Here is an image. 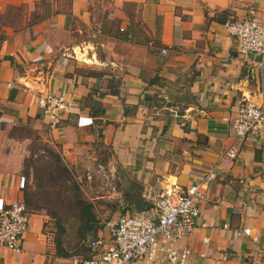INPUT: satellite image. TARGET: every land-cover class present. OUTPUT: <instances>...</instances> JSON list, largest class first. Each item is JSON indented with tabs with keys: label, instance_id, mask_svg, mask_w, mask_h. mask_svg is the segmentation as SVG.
I'll return each mask as SVG.
<instances>
[{
	"label": "crops",
	"instance_id": "crops-1",
	"mask_svg": "<svg viewBox=\"0 0 264 264\" xmlns=\"http://www.w3.org/2000/svg\"><path fill=\"white\" fill-rule=\"evenodd\" d=\"M251 7L264 22V0H144L141 19L114 25L72 0L69 11L1 32L0 121L46 120L37 97L64 93L72 112L56 131L69 143L99 129L143 198L136 213L177 200L217 163L197 225L177 243L191 249L188 264H264V142L223 156L235 143L230 121L240 102H264L258 70L225 27ZM19 182L0 168V207L24 200ZM244 228L251 235L237 234ZM24 248L0 246V264H65L41 214H32Z\"/></svg>",
	"mask_w": 264,
	"mask_h": 264
},
{
	"label": "rangeland",
	"instance_id": "rangeland-1",
	"mask_svg": "<svg viewBox=\"0 0 264 264\" xmlns=\"http://www.w3.org/2000/svg\"><path fill=\"white\" fill-rule=\"evenodd\" d=\"M84 1L91 12L96 9L101 18L114 25L128 17L142 18L144 0ZM71 3L72 0H0V34L69 11ZM76 135L66 143L44 119L0 123V168L20 178L26 176L24 201L29 211L43 216V229L51 237L55 254L60 241L67 257L86 254L88 240L107 233L127 210L128 214H140L136 211L141 207L138 201L143 199L141 194L135 195L134 202L125 198L128 175L119 170L115 150L104 142L99 129L87 128V132ZM81 200L91 204L96 234L85 230Z\"/></svg>",
	"mask_w": 264,
	"mask_h": 264
},
{
	"label": "built area",
	"instance_id": "built-area-1",
	"mask_svg": "<svg viewBox=\"0 0 264 264\" xmlns=\"http://www.w3.org/2000/svg\"><path fill=\"white\" fill-rule=\"evenodd\" d=\"M225 27L228 34L238 41V52L243 60L253 63L258 70L263 89L264 22L255 8L251 7L246 17L229 20ZM162 52L167 53V49L163 48ZM37 103L52 128H58L63 122L64 113L72 112L73 107L64 93L50 91L42 92L37 97ZM230 129L235 143L225 150L224 157H236L244 144L264 142V102L250 97L243 99L230 121ZM217 167L215 163L201 181L187 186L177 200L162 198L155 201V213L143 210L136 215H121L111 225L108 235L88 240V252L65 258V264H133L137 261L188 264L192 251L189 247H180L177 242L195 229L200 216L199 200L204 197L203 188L216 177ZM19 184L21 188L25 187V176H21ZM31 217L32 213L24 200L2 205L0 246L22 253ZM237 234L251 235V229L244 228Z\"/></svg>",
	"mask_w": 264,
	"mask_h": 264
},
{
	"label": "trees",
	"instance_id": "trees-1",
	"mask_svg": "<svg viewBox=\"0 0 264 264\" xmlns=\"http://www.w3.org/2000/svg\"><path fill=\"white\" fill-rule=\"evenodd\" d=\"M0 123H4V121H0ZM23 176H25V175H23ZM26 185H27V181H26ZM26 185L23 188L24 191H25ZM25 193L26 192H24V195H25ZM79 202L82 204V212L84 215L83 224L86 228L85 230H87V231L93 230V233L96 234L97 233L96 217H95L94 212L91 210V208H92L91 204H88V203L84 202L83 200H81ZM150 207H152V205L148 206V208H150ZM57 252H58L57 253L58 257L67 258V253L63 251V248H62L60 241L57 242Z\"/></svg>",
	"mask_w": 264,
	"mask_h": 264
},
{
	"label": "water",
	"instance_id": "water-1",
	"mask_svg": "<svg viewBox=\"0 0 264 264\" xmlns=\"http://www.w3.org/2000/svg\"><path fill=\"white\" fill-rule=\"evenodd\" d=\"M119 170H121L125 175L127 174V172L121 168H119ZM130 184L131 181L127 180L126 181V185H125V191H124V196L127 200H129L130 202H134V195L131 193V189H130ZM143 202V199L138 201V204H141Z\"/></svg>",
	"mask_w": 264,
	"mask_h": 264
},
{
	"label": "bare ground",
	"instance_id": "bare-ground-1",
	"mask_svg": "<svg viewBox=\"0 0 264 264\" xmlns=\"http://www.w3.org/2000/svg\"><path fill=\"white\" fill-rule=\"evenodd\" d=\"M76 51L78 52L79 57H83V56L85 55V53H84V54H81V53H80V49H78V48L76 49ZM84 60H85V59H84Z\"/></svg>",
	"mask_w": 264,
	"mask_h": 264
}]
</instances>
